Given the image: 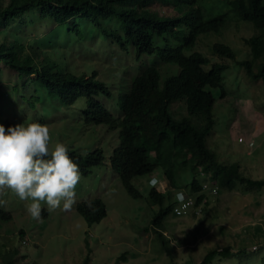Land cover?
<instances>
[{
	"label": "trees",
	"instance_id": "16d2710c",
	"mask_svg": "<svg viewBox=\"0 0 264 264\" xmlns=\"http://www.w3.org/2000/svg\"><path fill=\"white\" fill-rule=\"evenodd\" d=\"M208 1L0 0L2 65L16 72L17 78L45 87L49 95L56 96L66 105L84 97V122L103 125L107 131L118 135L119 142L114 146L109 162L129 196L141 198L131 183L133 177L159 173L160 179L166 178L167 190L150 188L147 198L158 207L156 212L152 211L150 226L170 259L174 248L163 235V223L178 203L171 194L176 174L193 176L187 190L193 194L201 190L194 178L200 172L209 175L218 185L216 192L231 191L238 182L247 188H264V179L256 180L241 173L237 162H223L205 142L215 123L212 91L225 95L222 75L229 67L228 61L235 58L234 49L215 40L209 48L215 56L206 55L200 46L194 50L201 34L214 33L219 38V32H227L233 26H253L255 30L242 39L241 54L247 58L238 64L247 77L260 80L264 89V0H216L219 12L215 14H212L215 4L208 5ZM207 11L211 13L210 17L205 16ZM33 12L56 25L67 44L60 43L59 48L50 45L45 49L44 44L37 45L32 39L19 36L17 27L14 32L8 30L9 25L19 23L23 15ZM98 31L110 36L137 62L123 82L119 103L112 99L114 109L105 104L111 95L110 86L98 77L97 72H73L64 66L65 58L58 61L60 50L70 43H81ZM44 40L54 44L53 34L42 42ZM90 46L94 47L92 52L99 49L95 42ZM148 56L156 59L146 60ZM207 65L209 67L205 68ZM175 66L177 72L173 73ZM23 100L28 108L38 102L34 96ZM69 156L79 165L82 175H88L104 159L98 148L86 154L69 148ZM203 197L202 193L193 198L195 206ZM89 201L95 211L87 206ZM3 208L0 204V230L2 226L9 230L13 215L10 209ZM75 210L88 227L99 224L107 216L104 203L97 197L78 201ZM24 234L25 231L19 229L12 238L18 240ZM0 244V264H18L15 261L17 245L7 247L1 238ZM239 253L232 254L231 246L215 247L195 264H212L215 258ZM82 264H89V259Z\"/></svg>",
	"mask_w": 264,
	"mask_h": 264
},
{
	"label": "rangeland",
	"instance_id": "374dc122",
	"mask_svg": "<svg viewBox=\"0 0 264 264\" xmlns=\"http://www.w3.org/2000/svg\"><path fill=\"white\" fill-rule=\"evenodd\" d=\"M212 4H215L212 14L219 12L217 1L209 0L208 5ZM210 15L208 11L205 13L206 17ZM15 27L19 36L30 38L37 45L44 44L45 49L67 44L57 26L41 19L37 12L26 13L19 23L9 25L8 30L14 32ZM254 30L253 26L243 24L240 28L233 26L227 32H219V38L214 33H204L198 37L194 50L200 46L208 53L206 55L215 56L209 48L212 42L219 40L231 45L236 53L222 75L225 95L212 91L215 123L205 142L223 162H237L241 173L258 180L264 179V89L260 80L247 77L238 64L247 58L241 54L242 39ZM51 34L54 44L46 43L48 39L42 42ZM92 42L99 47L97 51H91L94 48L90 46ZM66 47L60 50L58 61L65 58L64 66L73 72H97L98 77L110 86L111 95L105 104L114 109L112 99L119 103L123 82L137 65L134 57L99 31L81 43H70ZM150 57L156 59L155 56L145 58ZM0 67V124L6 129L33 122L47 125L50 150L59 142L81 154L98 148L104 156L99 166L93 167L88 175H82L76 187L77 202L97 197L107 210L106 218L91 227L83 222L75 206L70 212L48 211L44 204L42 219L37 221L26 210L30 200L21 201L7 189L0 193V204L13 215L9 230L2 226L0 238L7 247L17 245L15 261L18 264H82L85 259H89V264H195L210 249L223 246H231L232 254L242 253L215 258L212 264H264V188H247L238 182L231 191L216 192L218 185L209 175L200 172L194 178L201 190L193 194L187 191L193 176L176 174L171 194L176 195L182 190L193 198L202 193L204 197L191 211L181 215L170 213L165 218L163 235L174 248L170 259L150 226L151 215L158 207L148 201V182L152 175L160 177L159 173L133 177L131 183L141 198H132L110 167L109 157L119 142L118 135L107 131L103 125L84 122V97L66 105L56 96L49 95L40 84L39 87L17 78L16 72L5 68L1 62ZM176 72L177 66L173 67V73ZM30 96L36 97L38 102L28 108L23 99ZM156 189L166 191L165 182ZM110 192L112 194L108 195ZM19 229L25 231L24 236L18 240L12 238Z\"/></svg>",
	"mask_w": 264,
	"mask_h": 264
},
{
	"label": "clouds",
	"instance_id": "9594fccd",
	"mask_svg": "<svg viewBox=\"0 0 264 264\" xmlns=\"http://www.w3.org/2000/svg\"><path fill=\"white\" fill-rule=\"evenodd\" d=\"M50 139L47 125L33 122L6 129L0 124V193L7 189L21 201L30 200L26 210L37 221L42 219L44 204L48 211H72L77 203L76 187L82 179L79 165L69 156L68 146L57 142L50 150ZM164 180L153 177L149 187L157 188ZM175 199L181 205L175 210L177 214L192 203L186 202L182 190L176 192ZM87 206L96 210L91 201Z\"/></svg>",
	"mask_w": 264,
	"mask_h": 264
},
{
	"label": "built area",
	"instance_id": "2783aa9c",
	"mask_svg": "<svg viewBox=\"0 0 264 264\" xmlns=\"http://www.w3.org/2000/svg\"><path fill=\"white\" fill-rule=\"evenodd\" d=\"M238 140L240 141V140H242V139L239 138ZM185 197H186V202H187L188 200H191L192 203L189 205V207H188L187 209H182L181 212H180V214H177V212H176L175 210H176L177 208L181 207V205H180L179 202L177 201L178 203H177V205H176V206L174 207V209H173V213H174L175 215H181V214H184V213H186V212L191 211V210L195 207L194 199L191 198V197H189L188 195H185Z\"/></svg>",
	"mask_w": 264,
	"mask_h": 264
},
{
	"label": "bare ground",
	"instance_id": "6f19581e",
	"mask_svg": "<svg viewBox=\"0 0 264 264\" xmlns=\"http://www.w3.org/2000/svg\"><path fill=\"white\" fill-rule=\"evenodd\" d=\"M153 177H157V176H153V175H152V176H150V179H152ZM157 178H159V177H157ZM150 179H149V180H150ZM159 179H160V178H159ZM161 180H163V179H161Z\"/></svg>",
	"mask_w": 264,
	"mask_h": 264
}]
</instances>
